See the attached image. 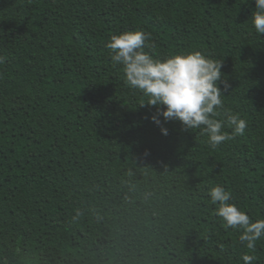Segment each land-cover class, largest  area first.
Here are the masks:
<instances>
[{
	"label": "trees",
	"instance_id": "obj_1",
	"mask_svg": "<svg viewBox=\"0 0 264 264\" xmlns=\"http://www.w3.org/2000/svg\"><path fill=\"white\" fill-rule=\"evenodd\" d=\"M254 10V0H0V264H243L245 254L264 264V236L247 249L208 194L223 186L264 219ZM136 30L154 58L222 61L215 118L238 115L245 133L212 148L200 129L155 123L157 107L106 47Z\"/></svg>",
	"mask_w": 264,
	"mask_h": 264
},
{
	"label": "clouds",
	"instance_id": "obj_2",
	"mask_svg": "<svg viewBox=\"0 0 264 264\" xmlns=\"http://www.w3.org/2000/svg\"><path fill=\"white\" fill-rule=\"evenodd\" d=\"M255 10L251 20L258 36L264 35V0H254ZM150 34L143 30L126 31L111 36L106 47L114 64L123 66L124 82L149 98L143 105L156 106L158 115L165 122L177 120L184 130L200 129L208 136L210 147L241 136L248 127L238 115L226 114L225 120L215 117L223 107L221 82L222 61L214 60L199 51L176 54L165 59L154 58L145 48ZM225 89L228 87L224 82ZM141 105V106H143ZM162 108V110H161ZM225 124L231 129L226 134ZM163 135L168 134L161 128ZM213 205H218L216 215L226 228L241 230L240 241L247 249H255L256 242L264 236V219L252 221L232 200V194L223 186L209 189ZM253 255L242 256L243 264H252Z\"/></svg>",
	"mask_w": 264,
	"mask_h": 264
}]
</instances>
